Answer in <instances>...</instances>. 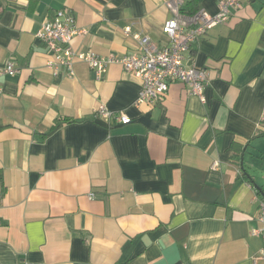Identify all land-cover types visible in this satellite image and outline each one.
I'll return each instance as SVG.
<instances>
[{"label":"crops","instance_id":"crops-1","mask_svg":"<svg viewBox=\"0 0 264 264\" xmlns=\"http://www.w3.org/2000/svg\"><path fill=\"white\" fill-rule=\"evenodd\" d=\"M0 1V69L18 68L0 74V264H264L250 234L264 200V0H242L185 52L206 71L205 102L174 81L152 103H135L140 80L119 64L101 79L79 60L54 71L41 23L66 8L84 29L74 49L119 56L138 51L133 33L167 43V1L213 15L218 0ZM100 103L129 121L97 116Z\"/></svg>","mask_w":264,"mask_h":264},{"label":"built area","instance_id":"built-area-1","mask_svg":"<svg viewBox=\"0 0 264 264\" xmlns=\"http://www.w3.org/2000/svg\"><path fill=\"white\" fill-rule=\"evenodd\" d=\"M166 5L173 14L162 25V32L168 39L167 43L157 45L149 36L133 33L132 37L138 44L136 53L103 56L91 49L77 51L72 46V40L76 35L83 34L84 29L76 25L72 12L66 8L53 11L41 23L35 36L43 42L51 57L47 65L54 71L65 66L68 74L72 75V64L79 60L88 65L96 79H101L108 65H121L126 72L132 73L140 80V91L135 103L157 101L174 81L186 84L191 94L205 102L203 89L207 82L206 71L203 67L185 64V52L210 28L226 22L241 8L242 0H218L215 14L211 15L201 9L187 20L182 19L177 3L167 1ZM124 32L129 34V27H126ZM17 71L14 61L8 60L0 69V74L14 75ZM94 113L106 121L114 120L116 123L129 121L126 114L111 111L103 103L95 107ZM217 165L215 162L212 167ZM254 219L259 225L251 228L250 234L260 236L264 242L263 199L259 201ZM261 253L264 256V247Z\"/></svg>","mask_w":264,"mask_h":264},{"label":"trees","instance_id":"trees-1","mask_svg":"<svg viewBox=\"0 0 264 264\" xmlns=\"http://www.w3.org/2000/svg\"><path fill=\"white\" fill-rule=\"evenodd\" d=\"M189 3H193V1H190ZM189 3H188V7H186V9L184 7H179V12H182V13L184 12V13H188V14H194L197 11V9H195L194 7L189 6ZM0 6H1V1H0ZM245 173L246 172L244 171V174ZM257 189L260 192V189L259 188H257ZM259 192H257V193H259Z\"/></svg>","mask_w":264,"mask_h":264}]
</instances>
